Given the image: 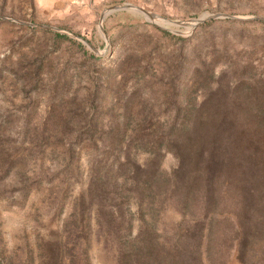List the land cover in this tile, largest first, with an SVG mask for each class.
Returning a JSON list of instances; mask_svg holds the SVG:
<instances>
[{
    "label": "rangeland",
    "instance_id": "obj_1",
    "mask_svg": "<svg viewBox=\"0 0 264 264\" xmlns=\"http://www.w3.org/2000/svg\"><path fill=\"white\" fill-rule=\"evenodd\" d=\"M126 3L158 16L106 11ZM214 14L230 16L192 23ZM206 67L212 86L264 81V0H0V264H117L81 212L90 168L148 157L128 135L155 128ZM159 165L177 161L162 152ZM180 214L168 205L159 231ZM229 242L203 263L264 264V247L246 260Z\"/></svg>",
    "mask_w": 264,
    "mask_h": 264
},
{
    "label": "trees",
    "instance_id": "obj_2",
    "mask_svg": "<svg viewBox=\"0 0 264 264\" xmlns=\"http://www.w3.org/2000/svg\"><path fill=\"white\" fill-rule=\"evenodd\" d=\"M196 71L171 114L152 130L128 135L130 146L147 149L148 157L137 162L132 149L108 169L90 168L81 212L93 210L103 243L118 245L117 264L213 263L235 240L249 260L264 247V81L241 75L212 86L210 68ZM120 132H112V142ZM162 152L177 161L168 172L159 165ZM168 205L180 219L159 231L157 219Z\"/></svg>",
    "mask_w": 264,
    "mask_h": 264
},
{
    "label": "water",
    "instance_id": "obj_3",
    "mask_svg": "<svg viewBox=\"0 0 264 264\" xmlns=\"http://www.w3.org/2000/svg\"><path fill=\"white\" fill-rule=\"evenodd\" d=\"M121 9H131V10L139 11V12H141V13L145 14L146 16H149V17H157L158 16V15H155V14L151 13L150 11H147V10H145L139 6L128 4V3L110 6L106 11L112 12V11H117V10H121ZM221 16H230V15L229 14L204 15V16H201L199 18L193 19L192 23L195 25V24L203 22L204 20H208V19L216 18V17H221Z\"/></svg>",
    "mask_w": 264,
    "mask_h": 264
}]
</instances>
